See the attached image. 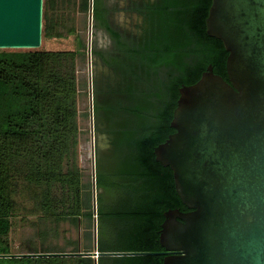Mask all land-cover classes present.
<instances>
[{
	"label": "trees",
	"instance_id": "trees-1",
	"mask_svg": "<svg viewBox=\"0 0 264 264\" xmlns=\"http://www.w3.org/2000/svg\"><path fill=\"white\" fill-rule=\"evenodd\" d=\"M105 4L95 0L93 8L96 26L113 40L109 50L92 49L105 67L93 78L94 131L109 145L102 152L96 142L97 184L118 196L108 215L120 246L91 244L92 184L79 165L78 60L88 47L75 26L58 29L61 21L50 17L45 0L43 38L74 35L77 49L0 50V255L14 252L11 235L18 218L43 225L42 247L23 253L68 252L43 243L58 236L62 222L78 226L84 218L89 243L73 252L153 254L0 257V264H163L164 213L188 211L172 169L156 160L154 150L176 131L171 121L180 87L196 83L209 65L229 79V53L207 32L212 0H147V30L137 38L114 28ZM81 9L89 11L90 0H82Z\"/></svg>",
	"mask_w": 264,
	"mask_h": 264
},
{
	"label": "water",
	"instance_id": "water-1",
	"mask_svg": "<svg viewBox=\"0 0 264 264\" xmlns=\"http://www.w3.org/2000/svg\"><path fill=\"white\" fill-rule=\"evenodd\" d=\"M44 2L0 0V50L41 48ZM206 27L229 53V79L209 65L196 83L180 87L171 121L176 131L155 147L156 160L172 169L188 208L164 213L163 264H264V0H212ZM88 56L95 169L92 30ZM149 254L96 250L0 257Z\"/></svg>",
	"mask_w": 264,
	"mask_h": 264
},
{
	"label": "rangeland",
	"instance_id": "rangeland-1",
	"mask_svg": "<svg viewBox=\"0 0 264 264\" xmlns=\"http://www.w3.org/2000/svg\"><path fill=\"white\" fill-rule=\"evenodd\" d=\"M56 1L58 6H56ZM67 4H63L62 0H49V15L55 20L61 21L62 26L58 29L75 26L78 34L89 43L90 31L92 30V48L99 50H109L112 47V39L109 33L101 27L96 26V21L93 20V26H90V11L81 9L82 0H66ZM102 2L103 0H98ZM140 1V0H139ZM95 2V0H93ZM106 6L110 10L109 19L112 25L122 30H132L138 24L141 16L133 9L135 0H105ZM60 7V8H59ZM94 7V3H93ZM58 8V9H57ZM40 49L46 50H75L77 49V41L74 35L66 37H46L43 38V43ZM92 73L93 78L98 73H102L105 68L100 59L92 55ZM78 75L81 82V94L79 98V123L81 126V136L79 144V165L84 171V181L92 184L93 191V210L95 212L94 220L91 223V244L95 249V241L97 247L100 242H104L109 249H117L120 244L115 237L116 226L109 219L110 204L114 203L118 196L110 193L108 188L97 184V163L93 161V123L91 119V95H90V70L89 56L86 51V57L78 60ZM94 83H93V109H94ZM98 138V140H97ZM102 152H107L109 149L108 141L104 136L98 137L96 134V142ZM95 170V171H94ZM95 177V179H94ZM95 186V188H94ZM31 219H36L35 217ZM88 221L84 218L80 220L78 226L71 222H62L59 226L58 236L50 235L43 243L44 247L55 249L56 247L63 248L68 252L78 247L79 250L84 249V246L89 243L86 236L88 231ZM42 226L26 225V222L18 218L17 223L12 231L13 253H22L29 247L40 249L42 247V237L39 231ZM95 229L97 230L96 239L94 238ZM52 234V233H50ZM75 242V243H73ZM56 246V247H55Z\"/></svg>",
	"mask_w": 264,
	"mask_h": 264
},
{
	"label": "flooded vegetation",
	"instance_id": "flooded-vegetation-1",
	"mask_svg": "<svg viewBox=\"0 0 264 264\" xmlns=\"http://www.w3.org/2000/svg\"><path fill=\"white\" fill-rule=\"evenodd\" d=\"M133 6H134L133 10L141 16L138 24L135 25L134 29L127 31V30H122V29L116 28V27H114V28L117 31L121 32L122 34H126L128 37L137 38L138 36H141V34H143V32H144L143 30H147V0H140V1L139 0H135V2L133 3ZM138 6H140V9L136 8ZM93 20H94V16H93ZM111 48H113V40H112V47ZM162 253H164V251Z\"/></svg>",
	"mask_w": 264,
	"mask_h": 264
},
{
	"label": "crops",
	"instance_id": "crops-1",
	"mask_svg": "<svg viewBox=\"0 0 264 264\" xmlns=\"http://www.w3.org/2000/svg\"><path fill=\"white\" fill-rule=\"evenodd\" d=\"M23 253V252H22ZM22 253H16V254H22Z\"/></svg>",
	"mask_w": 264,
	"mask_h": 264
}]
</instances>
